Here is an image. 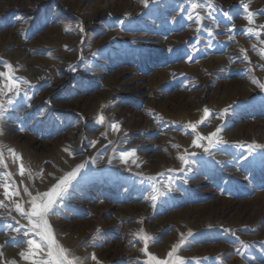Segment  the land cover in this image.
Segmentation results:
<instances>
[{
	"label": "rangeland",
	"instance_id": "374dc122",
	"mask_svg": "<svg viewBox=\"0 0 264 264\" xmlns=\"http://www.w3.org/2000/svg\"><path fill=\"white\" fill-rule=\"evenodd\" d=\"M261 25L264 0H0V71L22 78L19 97L0 95V183L19 191L0 187V264H31L19 252L40 240L23 236L24 188L46 191L86 161L48 216L83 264H145V234L160 259L183 234L186 264H264V152L248 149L264 146ZM205 107L196 132L219 127L226 142L209 152L187 128ZM153 186L166 195L153 201Z\"/></svg>",
	"mask_w": 264,
	"mask_h": 264
},
{
	"label": "snow or ice",
	"instance_id": "6c2138e0",
	"mask_svg": "<svg viewBox=\"0 0 264 264\" xmlns=\"http://www.w3.org/2000/svg\"><path fill=\"white\" fill-rule=\"evenodd\" d=\"M145 6H148L149 0H142ZM206 2L210 5L211 0H206ZM244 8L247 10L248 5L244 4ZM197 4L195 2L192 3V8L195 9ZM227 15V13H225ZM256 15V13L248 12L249 23H253L252 17ZM199 19V16L197 17ZM234 27V26H233ZM261 29H264V25L260 26ZM246 31L248 33H252L259 37L260 31L254 28H247ZM211 34V33H210ZM264 43V41H261ZM261 54L264 55V50H261ZM247 59V56H245ZM5 68L7 71H0V95H7V93H13L14 97H19L21 94V83L22 78H17L14 75V70L12 69L11 64L5 63ZM253 82H257L255 78ZM264 87V85H260ZM24 95H27L25 92ZM8 105H12L14 103L13 98H9L7 101ZM5 105L3 102H0V116L4 114ZM228 109L223 110L220 115H223L224 112H227ZM212 113L210 110L205 107L203 110V115L200 120L195 123H189L187 125L188 129H191L194 134V139L192 140V145L195 147H203L204 152H209L211 148L217 147L221 143H226L218 138V134L221 129L218 127L215 131L210 132L207 136L203 134H199L196 132V129L199 125L205 124ZM105 117L100 115L98 117V122L102 123ZM113 130H119V126L117 123H112L111 125ZM201 141H207V146L205 147ZM238 147H243L242 144L237 145ZM249 156L255 154L259 149L261 152H264V146L261 145H248ZM68 151V149H65ZM135 149H131L128 152H122L121 158L126 159L129 156H132L135 153ZM9 152L12 153L17 159H22L18 154L15 153L14 149H9ZM189 156H195V153L188 154ZM3 154L0 152V163H3ZM179 159L187 165L188 158L185 156H180ZM247 159V157H245ZM135 162V161H133ZM87 161L77 165L72 171L66 173L64 176L60 177L55 184H53L48 190L40 192L37 191L35 195L32 194L28 190L27 187L24 188V192L28 194L30 199L28 200V204L30 207L25 210L24 206L21 203H15L16 210L21 214L22 217L26 218L28 223L25 225H21V227L26 228L27 231L23 233V236L28 237L31 235L35 237H39L40 240H36L33 238H29L26 240L27 249H22L19 252V257L24 261H30L31 264H83V261L80 257L75 256L71 253V250L64 247L57 239L52 229V226L48 220V216L54 211L55 207L63 202L64 197L67 195V192L70 187H72L73 182L77 181L80 178L82 171L86 168ZM20 174L23 175L25 171V167L23 163L19 165ZM30 173V170H29ZM10 173H0V178L10 177ZM160 175H163L162 173ZM149 180H154V177H148ZM0 187L3 188V195L6 199L11 198L12 196H18V190H12V186L8 183V180L5 179L3 183H0ZM166 195V193L160 192L159 189H156L153 186V192L151 195V199L156 201L158 197ZM0 207H6L3 200H0ZM10 215V213H9ZM13 219H15L13 217ZM19 223V221H17ZM19 232V229H16ZM192 235L191 232L188 234ZM142 239L144 240L145 247L143 249L144 253L149 257V259L145 262V264H186V258L178 255L182 246L185 245V238L183 234H181V239L179 242L171 247V250L167 253V257L164 259H160L152 253L148 252V243L152 239L147 234L143 235ZM13 243H20L15 238H12ZM42 242V243H41ZM2 247V245H0ZM3 256V253L0 252V257ZM93 260L96 259L93 254L91 257ZM12 264H16L15 261ZM197 264L199 262L197 261Z\"/></svg>",
	"mask_w": 264,
	"mask_h": 264
},
{
	"label": "bare ground",
	"instance_id": "6f19581e",
	"mask_svg": "<svg viewBox=\"0 0 264 264\" xmlns=\"http://www.w3.org/2000/svg\"><path fill=\"white\" fill-rule=\"evenodd\" d=\"M82 173H83V171H82ZM82 173H81V174H82Z\"/></svg>",
	"mask_w": 264,
	"mask_h": 264
}]
</instances>
